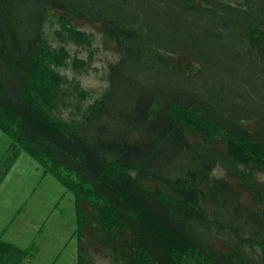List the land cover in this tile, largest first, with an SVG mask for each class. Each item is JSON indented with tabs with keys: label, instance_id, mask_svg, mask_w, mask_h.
Masks as SVG:
<instances>
[{
	"label": "trees",
	"instance_id": "trees-1",
	"mask_svg": "<svg viewBox=\"0 0 264 264\" xmlns=\"http://www.w3.org/2000/svg\"><path fill=\"white\" fill-rule=\"evenodd\" d=\"M51 11L118 49L85 112L56 111L63 77L38 58ZM0 130L3 172L20 151L50 159L103 203L113 264H264V0H0ZM9 254L26 250L0 238Z\"/></svg>",
	"mask_w": 264,
	"mask_h": 264
},
{
	"label": "rangeland",
	"instance_id": "rangeland-1",
	"mask_svg": "<svg viewBox=\"0 0 264 264\" xmlns=\"http://www.w3.org/2000/svg\"><path fill=\"white\" fill-rule=\"evenodd\" d=\"M57 16L53 11L49 13L38 58L63 77L58 81L63 84L59 100L62 105H56V111L77 114L87 111L107 89L109 69L117 62L119 52L97 25ZM28 118L48 127L34 111ZM10 144L8 135L0 130V162L5 161ZM11 163L7 172L0 166V238L25 249L26 256L9 254L10 260L7 257L0 264H77L78 243L90 253L81 264H113L99 243L102 228L97 225V229V220H93L102 213L103 203L89 194L86 185L78 184L74 173L50 159L36 160L23 151L12 157ZM214 175L225 176L219 168ZM256 175L264 181L261 172ZM243 198L249 202L250 193H243ZM75 203L85 217L82 224L76 218ZM134 212L144 214L137 209ZM149 222L152 236L167 246L169 232L151 219Z\"/></svg>",
	"mask_w": 264,
	"mask_h": 264
},
{
	"label": "crops",
	"instance_id": "crops-1",
	"mask_svg": "<svg viewBox=\"0 0 264 264\" xmlns=\"http://www.w3.org/2000/svg\"><path fill=\"white\" fill-rule=\"evenodd\" d=\"M14 244V243H13ZM16 245V244H15ZM21 249H23V248H21ZM55 264V263H54Z\"/></svg>",
	"mask_w": 264,
	"mask_h": 264
}]
</instances>
